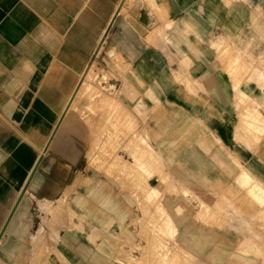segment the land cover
I'll return each mask as SVG.
<instances>
[{
    "label": "crops",
    "instance_id": "0c3cea01",
    "mask_svg": "<svg viewBox=\"0 0 264 264\" xmlns=\"http://www.w3.org/2000/svg\"><path fill=\"white\" fill-rule=\"evenodd\" d=\"M262 24L264 0H0V264H137L69 102L104 45L264 181Z\"/></svg>",
    "mask_w": 264,
    "mask_h": 264
},
{
    "label": "rangeland",
    "instance_id": "374dc122",
    "mask_svg": "<svg viewBox=\"0 0 264 264\" xmlns=\"http://www.w3.org/2000/svg\"><path fill=\"white\" fill-rule=\"evenodd\" d=\"M151 85L104 45L81 73L71 106L89 131L91 173L120 188L134 261L264 264L263 179Z\"/></svg>",
    "mask_w": 264,
    "mask_h": 264
},
{
    "label": "bare ground",
    "instance_id": "6f19581e",
    "mask_svg": "<svg viewBox=\"0 0 264 264\" xmlns=\"http://www.w3.org/2000/svg\"><path fill=\"white\" fill-rule=\"evenodd\" d=\"M81 83V82H80ZM79 83V84H80ZM73 100V96L70 98V100H69V102H71ZM247 190V189H246ZM252 194V193H251ZM259 199V198H258ZM261 200V199H260ZM262 205H263V203H262ZM264 207V206H263Z\"/></svg>",
    "mask_w": 264,
    "mask_h": 264
}]
</instances>
